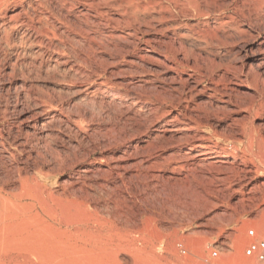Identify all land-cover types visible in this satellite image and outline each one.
Masks as SVG:
<instances>
[{
	"label": "rangeland",
	"instance_id": "obj_1",
	"mask_svg": "<svg viewBox=\"0 0 264 264\" xmlns=\"http://www.w3.org/2000/svg\"><path fill=\"white\" fill-rule=\"evenodd\" d=\"M48 1L41 49L20 44L35 1L0 0V178L35 174V153L52 150L56 194L53 222L0 207V233L13 224L0 264H264L242 253L245 230L264 228V7L244 9L236 33L214 31L213 7H173L187 0ZM159 1L175 20H150ZM62 188L83 205L61 204Z\"/></svg>",
	"mask_w": 264,
	"mask_h": 264
},
{
	"label": "bare ground",
	"instance_id": "obj_2",
	"mask_svg": "<svg viewBox=\"0 0 264 264\" xmlns=\"http://www.w3.org/2000/svg\"><path fill=\"white\" fill-rule=\"evenodd\" d=\"M35 2L33 3V15L31 18H29L28 20H23L21 21V25L24 27L22 28V30L24 29V34L22 36V38L20 39V44L21 43H28L29 45H36L38 46L39 48H43L45 46L47 47H50L51 44H52V39L51 37H53V8L50 6L51 2H49L48 0H34ZM77 1V0H76ZM88 3V5H93L94 2L93 0H86ZM95 1H98V0H95ZM81 2V1H80ZM84 2V1H83ZM160 2V1H159ZM159 2H155L154 4L157 5V7L159 8L160 11H158L159 15L156 17V16H152L151 17V21H157V22H161V24H163V22H167L168 20H175V17L171 11V8L169 7L170 5L167 4L165 5L164 3H159ZM179 2V1H178ZM178 2H174V8L176 7L179 11V13L183 14L184 16H197V17H201V16H205L207 15L206 11L205 10H211V7H213V10L212 12H217L216 13L217 15L215 16V24L216 25H213L215 26L214 28V31H219V30H222L223 27L225 26H230L231 28L233 27L234 31L236 33H241V32H244L243 28H240V21L238 20V15L241 16L243 19L244 17L246 18V15L245 12H244V9H247L248 11V14L251 15L252 13H254L253 15L257 14V11L261 10L263 7H264V0H238V1H234L232 2V6H233V9H234V12H230L228 15L227 14H224V9H222V2L221 4H218L220 3L218 1L215 2V1H207V0H187V3H178ZM71 3V2H70ZM77 3V2H76ZM169 3V2H168ZM172 3V2H171ZM59 4V3H57ZM85 4V3H83ZM52 5V4H51ZM77 5V4H76ZM102 5V4H101ZM224 6V5H223ZM87 7H90V6H87ZM96 7V6H95ZM145 8V7H144ZM153 8V6L151 7ZM155 8V7H154ZM225 8V7H224ZM56 10V9H55ZM82 10V9H81ZM158 10V9H157ZM176 10V9H175ZM177 11V10H176ZM20 14V13H18ZM54 15H57V14H54ZM77 15V14H76ZM138 14H136V17H137ZM134 16V15H132ZM18 17V16H17ZM65 17V16H64ZM67 17V16H66ZM210 17V16H209ZM208 17V19H209ZM257 17V16H255ZM28 18V17H27ZM196 18V17H195ZM211 18V17H210ZM200 19V18H199ZM259 19V18H258ZM67 20V19H66ZM149 20V19H148ZM204 21V20H203ZM208 21V20H207ZM259 21V20H257ZM69 22V21H68ZM76 23V22H75ZM258 23V22H257ZM71 24V23H70ZM151 24V23H150ZM181 24V23H180ZM179 24V25H180ZM187 24V23H186ZM203 24V23H202ZM259 24V23H258ZM18 25V24H17ZM167 25V24H166ZM183 25V24H182ZM188 25V24H187ZM80 26V25H79ZM152 26V25H151ZM178 26V25H177ZM190 26V25H189ZM207 26V25H206ZM210 26V25H209ZM163 29V26H160ZM168 27V25H167ZM165 26V28H167ZM188 28V27H187ZM208 28V27H207ZM210 28V27H209ZM207 29L205 30L204 28V31L201 32L200 34L206 38V37H209L211 36L212 39L215 38V33L213 31L210 30V29ZM154 29V28H153ZM156 29V28H155ZM191 30V29H190ZM63 31V30H62ZM164 31V29H163ZM193 31V30H192ZM223 31V30H222ZM224 32V31H223ZM179 33V32H178ZM173 34V33H172ZM182 34V33H181ZM231 34V33H230ZM227 35V33L225 34ZM1 36V35H0ZM4 36V35H3ZM219 36V35H217ZM178 37V36H177ZM8 37H6L7 39ZM175 38V37H174ZM183 36L182 35H179V40H182ZM222 38V37H221ZM201 39V38H200ZM211 39V38H210ZM263 39V38H262ZM203 40V39H202ZM214 40V39H213ZM264 40V39H263ZM181 43V41H178ZM264 43V41H262ZM24 44V45H25ZM28 45V46H29ZM168 48L171 49L173 47V42L169 43L168 44ZM43 56V55H42ZM26 58V57H25ZM55 60V59H54ZM253 76V75H252ZM188 88V87H187ZM262 106V105H261ZM263 109V108H262ZM43 125V124H42ZM41 125V126H42ZM42 129V128H41ZM32 134V133H31ZM44 136V135H42ZM260 136V135H259ZM17 138V137H16ZM40 139V138H39ZM44 140V139H43ZM263 140H264V137H263ZM46 142V141H44ZM22 143V142H20ZM19 144V143H18ZM17 145V144H16ZM20 145V144H19ZM36 145V144H35ZM22 146V144H21ZM46 146H49L47 145V142H46ZM22 147H20L21 149ZM50 148V147H49ZM23 149V148H22ZM21 149V150H22ZM48 149V148H47ZM189 150H187V152L190 154L193 150H194V147H189L188 148ZM24 150V149H23ZM51 150V148H50ZM50 150H47V151H50ZM25 151V150H24ZM45 151V152H47ZM27 152V151H26ZM38 152V151H37ZM44 152V153H45ZM43 153V152H42ZM41 152L40 153H35V156H33V159H32V162L31 164V167L32 169L34 170L35 174H30L27 170V166H24L22 167H16V169H14L16 171V176L15 178L12 180L11 179V174L10 172L11 171H14V170H10V172L8 171V169H10V167H5L6 169V172H7V175H4L3 178H0V207L1 209H5L8 205H11L13 206L12 208H15L18 212L19 210L22 212H32L36 215H39V216H42L43 219L44 218H48L49 220H51L53 222V197L54 195L56 196V194L53 193V189L47 184L48 180L50 178H53V152L52 150L50 151L49 155H44L42 154ZM15 154V153H14ZM11 155V154H10ZM13 155V153H12ZM31 154L29 153V156ZM34 155V154H33ZM28 156V155H27ZM26 156V157H27ZM194 156V155H193ZM210 156V155H209ZM234 156V155H233ZM31 157V156H30ZM190 157V156H189ZM1 158V157H0ZM208 158V157H207ZM27 159V158H26ZM27 161V160H26ZM252 161V160H251ZM45 162H49L52 163V165H50L48 168H44L43 165L45 164ZM66 163V162H65ZM18 165V164H17ZM28 165V164H27ZM259 166V165H257ZM114 167V166H113ZM30 168V167H29ZM12 169V167H11ZM3 170V171H4ZM247 170V169H246ZM258 170V168H257ZM14 171V172H15ZM245 171V170H244ZM256 171V169H255ZM6 172H4L6 174ZM80 172V171H79ZM95 173V172H94ZM107 174V173H106ZM2 175V174H1ZM11 175V176H10ZM10 176V177H9ZM51 181V180H50ZM77 182V181H76ZM71 183V182H70ZM69 183V184H70ZM73 183V182H72ZM81 183V182H80ZM16 184V185H15ZM72 186V184H71ZM73 187V186H72ZM71 187V188H72ZM67 188V187H66ZM66 188H62V196L61 198H59V202L64 203L66 204V206L68 205H76V206H80V205H83V200L82 199V195H81V198L79 199L78 198V194L76 195H72L71 194H68V191L66 190ZM70 188V189H71ZM73 191V190H72ZM80 191V190H79ZM85 191V190H84ZM74 192V191H73ZM115 192V191H114ZM86 195L85 194V197L86 198ZM58 198V197H57ZM56 198V199H57ZM55 200V199H54ZM86 200V199H85ZM88 201V200H86ZM58 202V203H59ZM60 204V205H61ZM55 205V204H54ZM58 205V204H57ZM62 206V205H61ZM64 206V205H63ZM10 207V206H9ZM63 208V207H62ZM8 209V208H6ZM5 209V210H6ZM11 209V207H10ZM66 210L68 208H65ZM64 209V210H65ZM14 210V209H13ZM65 210V211H66ZM70 210V209H69ZM78 210V209H76ZM10 211V210H9ZM68 212V210H67ZM70 213V212H69ZM7 214V213H6ZM11 214V217L13 216L12 213ZM10 214L7 216L8 218L10 217ZM14 214V213H13ZM16 214V213H15ZM33 215V214H32ZM63 215V214H62ZM21 217V214L19 215ZM23 216V215H22ZM67 216V214L65 215ZM15 218V215L13 216ZM24 217V216H23ZM33 217L35 218V216L33 215ZM64 217V216H63ZM68 217V216H67ZM65 217V218H67ZM3 218V216H2ZM6 219V215L4 217ZM3 218V219H4ZM22 218V217H21ZM20 219V218H19ZM18 219V221H19ZM21 220V219H20ZM24 220V219H23ZM31 220V219H30ZM68 220V219H66ZM10 222V220H8ZM6 220L5 223L9 224ZM17 221V220H16ZM47 221V220H46ZM12 222V221H11ZM32 222V221H31ZM48 222V221H47ZM69 222V221H67ZM14 223V222H13ZM16 223V222H15ZM19 223V222H18ZM33 223V222H32ZM3 224V225H4ZM6 224V225H7ZM21 224V223H20ZM50 224V223H48ZM11 225V224H10ZM13 225V224H12ZM11 225V226H12ZM17 225V223L15 224ZM14 225V228L16 227ZM23 225V224H22ZM9 226V225H8ZM6 226V229L7 227ZM11 226H9L10 228H12ZM3 227V226H2ZM8 227V229H10ZM13 228V229H14ZM17 228V227H16ZM8 229L6 230L8 232ZM11 229V230H13ZM24 229V228H23ZM2 232L3 230L5 229H2ZM10 230V231H11ZM15 230V229H14ZM5 231V232H6ZM0 233L2 235H4L3 233ZM6 232V233H7ZM37 232V231H36ZM5 233V234H6ZM13 233V232H12ZM34 233V232H33ZM9 234V233H8ZM40 234V233H39ZM16 235V234H15ZM37 235V234H36ZM35 235V236H36ZM7 236V235H5ZM34 236V235H33ZM50 236V235H49ZM4 238V236H1V238ZM37 237V236H36ZM35 237V238H36ZM37 239V238H36ZM53 239V238H52ZM20 240V239H18ZM43 240V239H42ZM50 240V239H48ZM3 241V240H2ZM47 241V240H46ZM81 241V240H80ZM5 242V241H4ZM13 242V241H12ZM16 242V241H15ZM18 242V241H17ZM16 242V243H17ZM15 243V244H16ZM21 243V242H20ZM39 243V242H38ZM48 247H46V249L43 247L44 249V252H46L47 250L49 251V249L51 248L52 252H53V240L49 241L48 242ZM40 244V243H39ZM38 244V245H39ZM44 244V243H43ZM61 244V243H60ZM37 245V244H36ZM45 245V244H44ZM32 246V245H31ZM82 249V248H81ZM3 252V251H2ZM43 252V251H42ZM51 252V251H49ZM1 253V251H0ZM22 253V252H21ZM5 254V252H4ZM7 254V253H6ZM3 255V254H2ZM11 255V254H10ZM16 255V253H15ZM51 255V254H50ZM49 255V256H50ZM1 258V257H0ZM3 258V257H2ZM10 258V257H9ZM244 264L247 263L246 260L243 261Z\"/></svg>",
	"mask_w": 264,
	"mask_h": 264
},
{
	"label": "built area",
	"instance_id": "obj_3",
	"mask_svg": "<svg viewBox=\"0 0 264 264\" xmlns=\"http://www.w3.org/2000/svg\"><path fill=\"white\" fill-rule=\"evenodd\" d=\"M246 244L243 248V255L248 259H253L258 262H264V228L248 227L245 230ZM176 250L181 257H186L190 254L189 250L185 248L180 242L175 244ZM204 262L209 259L217 257V250L212 248L207 255H200Z\"/></svg>",
	"mask_w": 264,
	"mask_h": 264
}]
</instances>
